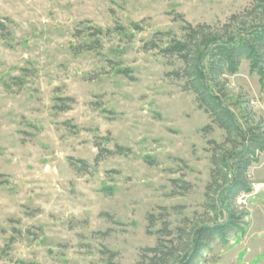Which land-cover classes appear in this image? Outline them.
<instances>
[{
  "label": "rangeland",
  "instance_id": "rangeland-1",
  "mask_svg": "<svg viewBox=\"0 0 264 264\" xmlns=\"http://www.w3.org/2000/svg\"><path fill=\"white\" fill-rule=\"evenodd\" d=\"M253 3L0 0V264H143L162 215L172 230L224 219L209 209V142L226 133L168 76L182 62L147 44L182 39L184 21L222 27ZM225 95L240 124L264 129V76L247 60ZM249 179L264 184V153ZM238 199L246 233L201 264H264V232L247 236L264 191Z\"/></svg>",
  "mask_w": 264,
  "mask_h": 264
},
{
  "label": "trees",
  "instance_id": "trees-1",
  "mask_svg": "<svg viewBox=\"0 0 264 264\" xmlns=\"http://www.w3.org/2000/svg\"><path fill=\"white\" fill-rule=\"evenodd\" d=\"M184 23L182 39L157 33L147 48L182 62L183 67L168 76L184 81V90L195 94L199 108L226 133L224 143L209 142L215 146L210 185L215 200L209 209L219 210L224 219L172 230L168 214L162 215L156 245L141 250L143 264H201L214 243L226 244L231 235L245 234L244 219L249 214L239 209L237 199L252 192L249 170L264 153L262 125L243 126L225 102L226 79L239 73L244 60L252 73L264 76V0H254L245 15L233 16L219 28ZM212 130V125L204 129ZM182 188L187 190L190 184L183 182Z\"/></svg>",
  "mask_w": 264,
  "mask_h": 264
},
{
  "label": "crops",
  "instance_id": "crops-1",
  "mask_svg": "<svg viewBox=\"0 0 264 264\" xmlns=\"http://www.w3.org/2000/svg\"><path fill=\"white\" fill-rule=\"evenodd\" d=\"M249 208L251 210L250 212H251V216H252V226H251V229L249 230L247 236L250 235L251 233L255 234L256 232H253L254 229H255V231H259L260 233L264 232V205L261 202H258V203H255L253 205H249ZM254 216L256 218H254ZM262 245H264V243L260 242L258 244V247H260Z\"/></svg>",
  "mask_w": 264,
  "mask_h": 264
},
{
  "label": "built area",
  "instance_id": "built-area-1",
  "mask_svg": "<svg viewBox=\"0 0 264 264\" xmlns=\"http://www.w3.org/2000/svg\"><path fill=\"white\" fill-rule=\"evenodd\" d=\"M263 191H264V184H253L252 185V192L249 194H246V193L242 194L239 197L238 201L240 204H244V208H246L248 206L247 199H249L251 197H255Z\"/></svg>",
  "mask_w": 264,
  "mask_h": 264
}]
</instances>
